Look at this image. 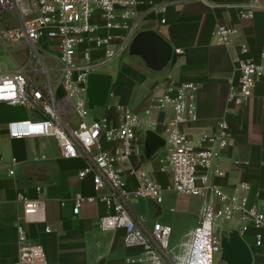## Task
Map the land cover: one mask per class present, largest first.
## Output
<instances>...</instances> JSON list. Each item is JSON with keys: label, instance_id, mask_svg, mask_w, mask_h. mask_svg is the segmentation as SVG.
<instances>
[{"label": "built area", "instance_id": "built-area-1", "mask_svg": "<svg viewBox=\"0 0 264 264\" xmlns=\"http://www.w3.org/2000/svg\"><path fill=\"white\" fill-rule=\"evenodd\" d=\"M198 1L208 4L206 0ZM140 5L141 0H0V11L12 10L17 21L0 33V40L29 51L23 64L0 71V103L28 108L38 115L9 122L8 138H53L63 158L85 161L78 178L91 176L93 189L107 208L98 218V227L102 231L123 230L125 246L140 248L138 257L127 258L129 264H214V255L220 248L219 225L231 220L238 223L241 237L252 226L254 246L264 247V214L257 206L248 205L245 197L227 194L213 181L215 176L224 175L213 169V159L229 145L228 122L220 119L215 132L200 134L195 143L182 128L197 119L195 84L170 81L162 94L153 97L143 115L117 104L115 124L105 117L86 119L87 77L127 49L139 31ZM233 7L240 19H251L255 11L264 10V0H247ZM236 34V28L222 24L214 30L217 41L225 46L233 42ZM174 52L181 54L182 50L177 48ZM246 53L247 47L241 45L239 76L237 83L229 86L226 99L229 105L247 102L253 95L257 77L264 76V63L252 61ZM167 108L171 113L167 121L158 122L150 117L152 110ZM159 126L166 144L160 169L170 173L168 189L201 198L199 218L184 260L173 255L169 246L172 232L169 225L153 222L148 226L134 217L130 209L131 201L137 199L161 203L162 187L141 169L129 168V175L136 181L133 190L127 188L123 178V166L128 164L136 143L146 130L156 132ZM103 142L115 144L112 151L105 150ZM11 161L17 162L16 158ZM240 188L249 187L241 183ZM96 197L76 194L73 212L79 213L83 201ZM17 199L22 209L15 225L18 245L15 264H48L43 247L27 243L24 227L27 222L45 221L43 201L27 199L20 193ZM45 230L49 231L48 226Z\"/></svg>", "mask_w": 264, "mask_h": 264}, {"label": "crops", "instance_id": "crops-1", "mask_svg": "<svg viewBox=\"0 0 264 264\" xmlns=\"http://www.w3.org/2000/svg\"><path fill=\"white\" fill-rule=\"evenodd\" d=\"M246 1L206 0L208 4H205L198 0H141L139 31L154 30L172 46L169 66L162 73H151L134 64L125 65L117 75L97 73L111 76L104 117L112 124L117 122V104L143 115L153 97L162 94L170 81L195 84L198 88L194 98L197 119L185 123L183 130L195 143L200 134L215 132L220 119L228 122L229 145L213 159V169L224 175L215 176L213 181L227 194L245 197L248 205L257 206L264 214V76L257 77L253 95L244 104L234 106L226 101L229 86L238 80L240 46L247 47V58L264 63V10L255 11L251 19H240L233 6ZM4 11L11 13L10 26L16 25L13 11ZM218 24L237 29L230 45L225 46L215 38ZM8 25L0 20V30L9 28ZM11 45L15 49L11 55L16 66L23 64L29 55L28 48ZM177 48L182 50L181 54H175ZM4 70L13 69L6 67ZM170 116L168 108L152 110L150 114L158 122L167 121ZM37 117L28 108L0 103V264H15L18 255L15 225L22 209L17 199L19 193L27 199L43 201L45 221L27 222L24 227L27 243L42 246L48 264H129L127 258L138 257L140 248L125 246L123 230L102 231L98 227V218L107 208L98 199L91 176L78 178V172L86 166L85 161L63 158L53 138H8L6 125L9 122ZM71 118L77 121L74 115ZM156 132L162 136L161 126ZM103 146L112 151L115 144L103 142ZM165 156L164 148L147 159L140 141L137 142L128 164L123 166V178L127 188L133 190L136 181L129 175V168L141 169L162 187L161 203L149 198L137 199L131 201L130 209L134 217L141 218L148 226L153 222L169 225L170 239L173 233V240H178L171 247L173 255L184 260L192 229L199 218L201 198L196 196L198 211L194 222L186 230L179 227L187 205L177 200L178 195L183 194L168 189L170 173L160 169ZM12 158L17 162L13 163ZM241 183L248 184L249 188L242 190ZM76 194L97 197L93 201H83L79 213L75 214ZM174 214L175 217H171ZM253 233L254 228L249 226L241 238L251 250L253 261L264 262V247L254 246Z\"/></svg>", "mask_w": 264, "mask_h": 264}, {"label": "water", "instance_id": "water-1", "mask_svg": "<svg viewBox=\"0 0 264 264\" xmlns=\"http://www.w3.org/2000/svg\"><path fill=\"white\" fill-rule=\"evenodd\" d=\"M130 64L151 73H162L172 58V46L154 30L138 31L127 46ZM111 76L93 72L87 77L85 107L93 111L95 119L104 118V108L109 91ZM140 146L147 159L164 149L165 139L153 130H146L141 137ZM220 248L218 251L222 264H251L252 252L235 229H218Z\"/></svg>", "mask_w": 264, "mask_h": 264}, {"label": "rangeland", "instance_id": "rangeland-1", "mask_svg": "<svg viewBox=\"0 0 264 264\" xmlns=\"http://www.w3.org/2000/svg\"><path fill=\"white\" fill-rule=\"evenodd\" d=\"M0 20L9 23L8 26L11 27L10 24L12 23L11 22L12 19H11V13L10 12H7V11L1 12L0 13ZM2 31L3 30H0V33ZM0 44H1L0 45L1 46L0 70H4L6 67L8 69H15L17 67L16 62L11 55V53H15L14 46L7 43L3 39L0 40ZM128 64H130V60H129V56L127 55V49H125L118 56L114 57L112 60L106 62L101 67H99L96 70V72L112 73V74L117 75L121 71L122 67H124L125 65H128ZM140 85H141V83H140ZM139 90H141L140 86H139ZM92 116H93V111H88L87 118H91ZM177 198H178L177 200H182V202L187 205V210H186V213L184 214V220H183V222H180V224H178L179 227L186 230L194 222V218H195L196 213L198 211V209H197L198 208V202H197L198 197H196V196L193 197V195H178ZM161 207H162V212H164L163 211V207H164L163 204L161 205ZM174 209L175 210L177 209L176 206L174 207ZM173 213H175V212H173ZM175 215L176 214L171 215V217H175ZM227 228L237 230L238 223L236 222V220H231V221L222 222L219 225V229H227ZM176 239L177 238H174V240H173V233H172V238L170 239V242H169L170 247H172L175 243L178 242V240H176ZM184 239H186V238L184 237ZM214 264H222L218 253L214 255Z\"/></svg>", "mask_w": 264, "mask_h": 264}]
</instances>
